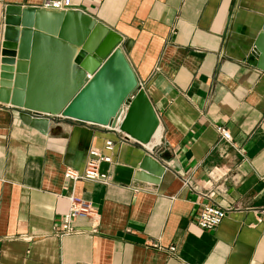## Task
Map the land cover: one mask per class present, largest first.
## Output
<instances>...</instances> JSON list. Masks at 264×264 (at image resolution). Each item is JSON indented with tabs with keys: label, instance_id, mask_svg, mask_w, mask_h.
Wrapping results in <instances>:
<instances>
[{
	"label": "crops",
	"instance_id": "0c3cea01",
	"mask_svg": "<svg viewBox=\"0 0 264 264\" xmlns=\"http://www.w3.org/2000/svg\"><path fill=\"white\" fill-rule=\"evenodd\" d=\"M45 1L0 0V48L5 7ZM71 3L122 37L159 126L147 145L63 117L41 133L0 104V264H264V71L248 64L264 0ZM106 141L109 185L64 178ZM146 152L166 166L157 184L137 168ZM70 193L97 219L59 238ZM205 204L226 211L213 230L196 224Z\"/></svg>",
	"mask_w": 264,
	"mask_h": 264
},
{
	"label": "water",
	"instance_id": "95a60500",
	"mask_svg": "<svg viewBox=\"0 0 264 264\" xmlns=\"http://www.w3.org/2000/svg\"><path fill=\"white\" fill-rule=\"evenodd\" d=\"M121 43V36L79 9L6 6L0 104L28 111L20 119L41 133L59 117L114 126L124 104L120 132L149 144L159 121L143 87H137ZM248 64L264 71V27ZM137 168L154 177L145 180L153 184L166 170L149 152Z\"/></svg>",
	"mask_w": 264,
	"mask_h": 264
},
{
	"label": "built area",
	"instance_id": "2783aa9c",
	"mask_svg": "<svg viewBox=\"0 0 264 264\" xmlns=\"http://www.w3.org/2000/svg\"><path fill=\"white\" fill-rule=\"evenodd\" d=\"M41 8L52 11H69L75 9L72 6L71 0H47ZM90 77L91 76L87 75V79ZM126 109L127 107H122L119 116L116 118V124L114 126L108 124L106 126H102V128L119 134V127L124 118ZM216 131L222 140L227 143L231 142L230 132L225 127L217 126ZM113 146L114 144L112 141H106L103 150L95 148L90 149L84 171L79 173L68 168L64 172V178L72 182L83 180L101 184L103 186L109 185L110 176L99 171V164L102 162H111V157L108 153L112 152ZM66 199L68 201V210L61 216L60 228L55 232V235L59 238L70 236L77 232L76 228L73 226L74 221L77 218H89L91 220L97 219V213L91 201L78 197L73 193H70ZM225 215L226 211L220 206L216 204H205L202 205V208L197 215L196 224L201 230H213L221 223ZM168 250L173 253L175 248L170 247Z\"/></svg>",
	"mask_w": 264,
	"mask_h": 264
},
{
	"label": "bare ground",
	"instance_id": "6f19581e",
	"mask_svg": "<svg viewBox=\"0 0 264 264\" xmlns=\"http://www.w3.org/2000/svg\"><path fill=\"white\" fill-rule=\"evenodd\" d=\"M156 132H157V131H156ZM156 132H155V133H156ZM155 133H154V135H155ZM154 135H153V136H154ZM156 136H157V135H156Z\"/></svg>",
	"mask_w": 264,
	"mask_h": 264
}]
</instances>
